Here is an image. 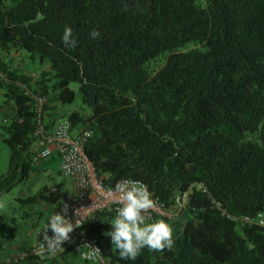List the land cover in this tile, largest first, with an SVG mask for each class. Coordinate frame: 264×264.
Segmentation results:
<instances>
[{
	"label": "trees",
	"instance_id": "obj_1",
	"mask_svg": "<svg viewBox=\"0 0 264 264\" xmlns=\"http://www.w3.org/2000/svg\"><path fill=\"white\" fill-rule=\"evenodd\" d=\"M38 12L44 19L25 27ZM65 26L72 49L61 42ZM0 50L40 64L31 86L0 57V110L11 105L0 123L8 149L0 196L41 172L30 161L37 122L52 129L61 115L50 104L71 103L73 82L80 106L62 116L77 133L90 130L83 152L105 186L139 180L168 210L185 193L176 216L151 221L179 222L171 251L145 248L122 260L104 235L115 215L87 219L108 264H264V226L237 225L264 215V0H0ZM160 56L162 66L149 72ZM57 195L43 184L22 201L47 211ZM3 229L0 218V236ZM67 253L45 264H64Z\"/></svg>",
	"mask_w": 264,
	"mask_h": 264
},
{
	"label": "built area",
	"instance_id": "obj_2",
	"mask_svg": "<svg viewBox=\"0 0 264 264\" xmlns=\"http://www.w3.org/2000/svg\"><path fill=\"white\" fill-rule=\"evenodd\" d=\"M0 78H2L1 74ZM35 101L38 106L42 103L40 97H35ZM37 124L33 134L34 152L30 161L33 165H38L41 161L50 158L51 155L57 157L58 171L70 180L71 189L67 193H58L54 204L55 212L64 215L62 208L64 204H67L66 217L73 223L79 219L82 225L70 233L69 241L62 242V249L57 248L55 251H49L42 248L41 244L46 245V242L41 234L35 242L25 248L23 254L49 259L59 255L65 249H69L81 261L103 264L105 259L101 256L100 251H97L99 248L95 240L86 234L84 223L96 213L111 212L115 215V210L120 205L113 194L114 188L103 184L102 178L96 174L94 167L83 152V142L89 137L86 136V133H90V130L83 129L74 133L67 121H59L53 125L49 132L44 133L39 122ZM124 180L139 181L136 179ZM152 198L156 201V206L145 214L148 217L146 222H151L155 218H171L174 215V212L171 213L157 197L152 195ZM184 198L185 193L181 195L180 201L177 203L178 206L181 207L184 204ZM238 220L242 224L254 222L264 226V215L261 213H258L254 219L241 217ZM47 234L50 237L53 235L50 229Z\"/></svg>",
	"mask_w": 264,
	"mask_h": 264
},
{
	"label": "clouds",
	"instance_id": "obj_3",
	"mask_svg": "<svg viewBox=\"0 0 264 264\" xmlns=\"http://www.w3.org/2000/svg\"><path fill=\"white\" fill-rule=\"evenodd\" d=\"M43 19V13L38 12L35 18L26 21L24 26L28 27ZM89 35L92 39L100 37V33L95 30L91 31ZM61 42L65 48L76 47L77 41L73 37L70 27L65 26ZM86 136L90 137L91 133H86ZM113 194L120 206L116 208V214L109 224L111 230L105 232L104 235L110 239L111 245L118 252L120 259L135 260L145 248L160 253L172 250L174 244L172 227L163 220L146 222L148 217L145 214L156 206V201L152 198V193L148 190L147 185L139 181L120 180L114 185ZM62 212L64 215L52 212L48 217L41 230L43 240L46 242V245L40 243L42 248L49 251H55L57 248L62 249V242L69 241L70 233L81 227L82 223L79 219L73 223L66 217L67 204L63 205ZM49 229L53 233L51 237L47 234Z\"/></svg>",
	"mask_w": 264,
	"mask_h": 264
},
{
	"label": "rangeland",
	"instance_id": "obj_4",
	"mask_svg": "<svg viewBox=\"0 0 264 264\" xmlns=\"http://www.w3.org/2000/svg\"><path fill=\"white\" fill-rule=\"evenodd\" d=\"M5 3H7V0H4ZM192 47H196V45H187L185 47V49H189ZM5 57L6 58V62L8 63V65L11 68H17L18 70H20L22 73H24L27 77H28V81L30 83L31 86H35V82L40 78L39 75V68H40V64L37 62V60H29L27 54L23 51L20 52L19 56L14 55L13 51H10L8 54H4L1 50H0V57ZM164 62V57L160 56L152 61H150L147 64V69L149 72H155L158 68H160L162 66ZM69 87L74 91L75 96L74 99L71 103H65V104H59L57 101H54L50 104V111H53L55 114L57 115H61L55 122H59V121H67L65 119V117H63L62 115L67 113L70 110H78L79 106H80V102H79V97H78V93H77V84L76 83H69ZM2 101V90L0 89V102ZM83 112L85 114L89 113V110L86 107H83ZM11 114V105L10 104H3L1 110H0V123H6L9 119V116ZM68 122V121H67ZM69 123V122H68ZM70 125V124H69ZM74 133L76 132L74 129H71ZM0 137H1V130H0ZM51 158H47L46 162H48L49 166H45V162L41 161L40 163H38V165H36V168H40L41 172H39L41 174L42 177L44 178H40L37 176L36 177H31L30 176V187L29 189H31V191H26V189L24 188L23 184H16L10 191L2 194L0 196V218L2 220L4 229L3 232L6 234V228L9 226V217L11 216V213L14 212L15 216L18 218L20 216L21 213V209L20 207L17 206V204L15 203L13 197L17 196L20 191L23 192H33L34 190H36V187L39 186L42 183H46L49 184L53 181L56 182H60L63 178L62 176H60L55 168V163L53 164L52 160H50ZM7 160H8V149L6 147L5 144H3L0 140V174H3L6 170V166H7ZM52 162V165H51ZM51 165V166H50ZM36 172V171H33ZM49 175V179L46 177L47 174ZM35 174H38V172H36ZM43 181V182H42ZM25 186L27 187V183H25ZM41 186V185H40ZM181 210V207L178 206L177 204L171 208V213L174 212V215L176 216L179 211ZM48 211L51 212L50 208L48 209ZM43 213H45L43 211ZM56 213V212H55ZM52 214V212H51ZM173 215V216H174ZM176 230L179 228L178 224L179 222L176 223ZM237 225L240 227L242 226V222L240 220H237ZM238 227V228H239ZM5 234H3L2 236H0V264L10 260V259H21L23 257V253L25 250V247H22V245L19 247H15L17 245L16 243H12L11 241H9ZM32 236H34L32 234ZM33 243V242H32ZM32 243H28V245L26 247H28L30 244ZM69 256H68V255ZM66 254V257L68 260H66L64 262V264H78L77 262H81V264L83 263H87V264H94V263H90V262H86V261H81L80 259H78L74 254H72L70 251L69 253ZM55 258L60 259L61 256L57 255L55 256ZM46 259H42V258H37L36 260L33 261V264H45ZM62 264V262H61ZM103 264H108L106 261Z\"/></svg>",
	"mask_w": 264,
	"mask_h": 264
},
{
	"label": "crops",
	"instance_id": "obj_5",
	"mask_svg": "<svg viewBox=\"0 0 264 264\" xmlns=\"http://www.w3.org/2000/svg\"><path fill=\"white\" fill-rule=\"evenodd\" d=\"M47 159L43 160V162H45V166H47L49 163L46 162ZM52 160L53 164L55 163V168L57 173L62 176V180L59 182L53 181L49 184L46 183H42L40 185L46 184L49 185L50 188H53L54 186L58 187V193H67L70 192L71 189V183L70 180L63 176L62 174H60V172L58 171V166H57V161L55 159H50ZM51 162V165H52ZM50 165V166H51ZM49 166V165H48ZM36 172H32L28 179L25 181H21L18 184H23L24 188L26 189V191H31V189H29L30 187V176L32 177H40V178H44L41 176V174L38 172V174H35ZM47 178L49 179V175L48 173L46 174ZM43 182V181H42ZM25 183H27V187L25 186ZM39 185V186H40ZM36 187V190L38 189V187ZM36 190H34L33 192H21L17 195L14 196L13 199L15 201V203L17 204L18 207H20L21 209V213L20 216L17 218L14 214V212L11 213V216L9 217V226L6 228V234L3 232V234L8 235L9 233H13L12 238L7 239L9 241H13L12 243L17 242V245L15 243V247H19L22 245V247H25L28 245V243H32L35 242L36 239L43 234V232H41V230L43 229L45 223L48 220V217L51 215V212L55 213V208L54 206L50 208V211H45V207L42 203L40 202H35V203H23V199L26 196L32 195ZM43 211L45 213H43ZM168 224L172 227L173 231L176 229V222L172 221V222H168ZM41 232V233H40ZM32 234L34 236H32ZM15 240V242H14ZM78 264H81V262H77ZM83 264H87V263H83Z\"/></svg>",
	"mask_w": 264,
	"mask_h": 264
}]
</instances>
